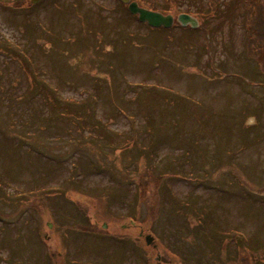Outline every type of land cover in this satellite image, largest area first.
Here are the masks:
<instances>
[{"label": "rangeland", "instance_id": "obj_1", "mask_svg": "<svg viewBox=\"0 0 264 264\" xmlns=\"http://www.w3.org/2000/svg\"><path fill=\"white\" fill-rule=\"evenodd\" d=\"M150 1L0 0V264H264L257 2Z\"/></svg>", "mask_w": 264, "mask_h": 264}, {"label": "trees", "instance_id": "obj_2", "mask_svg": "<svg viewBox=\"0 0 264 264\" xmlns=\"http://www.w3.org/2000/svg\"><path fill=\"white\" fill-rule=\"evenodd\" d=\"M255 1L257 2V6H256V10L254 12V15L252 14V12L250 14L247 13V17L249 16V21L247 23L248 38L246 40L245 50L247 52H250V53L252 52L250 55L251 57H255V59L257 57V58H259L258 59L259 62L264 63V0H255ZM143 2L145 4H148V5H150V3H151L150 0H143ZM253 6H254V4H253ZM22 54H25V52L22 51ZM37 77L38 76L35 73V79H37ZM31 86L35 87L36 84L32 83ZM40 88L38 89L39 91L42 90V91H46L49 93L48 89L42 88V87H40ZM54 91L56 92V89H54ZM24 94L25 93L23 92L22 97H19V99H24ZM48 95L49 94H47V96ZM10 96H11V100H12V97H16L14 95L13 89L11 91ZM27 100H28V98H27ZM51 100H55V99L53 98V99H50V101ZM55 107H56L55 112L59 111L57 114L60 116L64 115L65 113H67L68 115H70L73 112L76 113V109L72 108V103H70V101H67V103H65V104L60 103L59 105L56 103ZM73 116H75V115L73 114ZM77 117L80 118L79 115H77ZM153 122H154V120L151 118L150 123H153ZM146 125H148V124L146 123ZM151 181H153V180H151ZM144 184L145 185L141 184V186L148 187L149 181L144 182ZM147 191H148L147 188H143L142 194L146 195ZM142 197L143 196H141V200H142ZM243 262L248 264L249 261L244 260Z\"/></svg>", "mask_w": 264, "mask_h": 264}, {"label": "water", "instance_id": "obj_3", "mask_svg": "<svg viewBox=\"0 0 264 264\" xmlns=\"http://www.w3.org/2000/svg\"><path fill=\"white\" fill-rule=\"evenodd\" d=\"M37 0H32V3H36ZM124 3H128L129 0H122ZM128 11L132 15H137L138 21L142 23H146L151 28H169L172 26L174 20L171 15H162L158 12H152L146 9H143L137 5L135 2H130L128 4ZM176 22L180 24V26H190L191 28L197 27V21L186 14H180L176 18ZM153 242V238L151 236L145 237L146 245H150Z\"/></svg>", "mask_w": 264, "mask_h": 264}, {"label": "flooded vegetation", "instance_id": "obj_4", "mask_svg": "<svg viewBox=\"0 0 264 264\" xmlns=\"http://www.w3.org/2000/svg\"><path fill=\"white\" fill-rule=\"evenodd\" d=\"M142 1H143V0H142ZM141 7H145V8H147V9L154 10V9L151 8V7H147V6H145L144 3H142V2H141ZM202 27L205 28V24H204V23H202ZM206 29H207V28H206Z\"/></svg>", "mask_w": 264, "mask_h": 264}]
</instances>
